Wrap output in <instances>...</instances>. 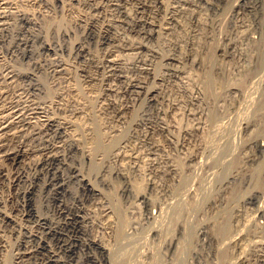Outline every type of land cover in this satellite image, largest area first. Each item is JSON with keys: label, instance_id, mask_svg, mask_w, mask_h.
Masks as SVG:
<instances>
[{"label": "rangeland", "instance_id": "374dc122", "mask_svg": "<svg viewBox=\"0 0 264 264\" xmlns=\"http://www.w3.org/2000/svg\"><path fill=\"white\" fill-rule=\"evenodd\" d=\"M183 1L190 5L179 9ZM123 2L132 18L139 17L135 1ZM246 2L238 9L237 0H163L161 7L156 0H143L144 15L161 27L153 39L138 30L140 25L131 29L129 22L114 23L108 37L104 25L124 16L107 0H11L7 10L0 7L9 24V36L0 46V75L8 68L28 74L16 84H0L9 93L1 104L8 106L17 94L24 105L43 103L52 116L69 124L65 131L53 128L36 136H29L28 128L26 137L18 140L35 151L13 165L2 161L7 176L32 173L34 162L44 159L42 148L51 146L67 156L66 176L78 170L91 183L85 188L79 179L67 176L65 190L56 199L52 190L43 188L33 202L53 220L72 217L74 229L67 233L80 243L76 255L63 253L68 264H97L96 259L99 264H236L238 257L244 260L241 264H261L255 245L264 239V0ZM19 31L31 40V56L10 49ZM43 43L53 50L43 49ZM235 43L242 50L234 53ZM138 44L144 49L131 50ZM109 53L123 62L126 79L107 66ZM137 53L164 78V102L158 106L170 130L164 134L143 120H158L155 106L143 94L135 100L134 93L125 92L129 79L142 76L136 67L143 60ZM23 87L30 93L21 92ZM114 101L130 102L123 118L109 105ZM199 121L201 126H195ZM125 140L130 142L124 157L113 159ZM152 153L166 161L158 179L149 169ZM120 168L128 173L133 192L117 175ZM49 175L44 173L40 183ZM151 177L159 181L161 191L152 193L150 203L136 199L134 194L151 195ZM10 179H0V204L17 222L8 226L0 218V264H42L41 254L28 260L17 256L24 248L20 239L34 228V220L20 219L22 184L13 186ZM240 233L244 241L233 246L229 237ZM94 237L106 252L90 245Z\"/></svg>", "mask_w": 264, "mask_h": 264}, {"label": "bare ground", "instance_id": "6f19581e", "mask_svg": "<svg viewBox=\"0 0 264 264\" xmlns=\"http://www.w3.org/2000/svg\"><path fill=\"white\" fill-rule=\"evenodd\" d=\"M109 5H111L112 7H116L117 9L120 10V12L122 13V15L124 16V18L122 17L121 20H115V21H110L108 20V23L104 25V32L107 33L106 35H108V33H112V27L113 24L115 23H124V22H129L131 23V29L132 26H139L141 27L140 29H138L136 27V29L140 30V32L145 36V37H158L160 35V30L161 27H159L157 25V23H154L152 20H149L150 17H146L144 15V13L147 14V12L145 11V5H143V0L140 2L139 0H132L135 1L137 4V9H138V14L139 17H131V13H129V11L127 9L122 8L121 6V2H129V0H107ZM247 0H237V4L235 5L236 8L240 9L239 6L243 3L245 4ZM11 2V0H10ZM9 0H0V7L4 8L7 10V8L9 7L10 4ZM123 2V4H124ZM127 2V3H128ZM157 4L159 7L163 6V0H156ZM208 2V1H207ZM247 3V2H246ZM17 4V3H16ZM12 5V3H11ZM180 8L179 9H184V6L187 5V7L190 5L189 2H185L183 1V3L179 4ZM197 5V4H196ZM104 7V6H103ZM103 7L101 10H103ZM147 7V5H146ZM244 7V6H243ZM115 8V9H116ZM106 9V8H105ZM187 9V8H186ZM244 9V8H243ZM245 10V9H244ZM3 11V10H2ZM4 12V11H3ZM149 12V11H148ZM6 13V11H5ZM3 14V13H2ZM7 14V13H6ZM150 14V13H149ZM148 14V15H149ZM9 16V15H8ZM145 18H142V17ZM152 16V15H151ZM5 15H1L0 14V46L6 42V35H7V24L5 23V19H4ZM124 19V20H123ZM8 20V19H7ZM199 21V20H198ZM89 23V22H88ZM90 26H94V21L91 22ZM20 32V31H19ZM24 32V31H23ZM23 32L18 33L13 41L11 42V48L13 51L17 50L19 52H21V54H25L31 56V54H33L34 51H32V46L30 44L31 40L27 37L28 34H24ZM103 32V31H102ZM101 32V33H102ZM26 33V32H25ZM103 34V33H102ZM13 35V34H12ZM9 36V35H7ZM103 36V35H102ZM118 36V35H117ZM105 37V36H104ZM109 37V35H108ZM242 37V36H241ZM31 38V37H30ZM99 38V37H98ZM112 38V36H111ZM109 38V39H111ZM108 39V38H106ZM149 39V38H148ZM99 40V39H98ZM106 41V40H105ZM52 43V42H51ZM43 49L47 50V51H52L53 47L51 44L48 43H43ZM233 44V43H232ZM84 45V44H83ZM134 46V45H133ZM131 48L132 49H144V46L141 44H138L136 46H134ZM241 44L237 45L235 43V45L232 47L231 50L235 52H238L240 50H242L241 48ZM79 47L82 50V46L81 44L79 45ZM85 47V46H84ZM129 48V47H128ZM129 48V49H130ZM147 48V47H146ZM1 50V49H0ZM44 50V51H45ZM127 50V49H126ZM136 50V51H137ZM247 50V49H246ZM3 51V50H2ZM46 51V52H47ZM108 51V50H107ZM135 51V50H134ZM148 55H153V51L146 49ZM152 51V52H151ZM55 52V51H54ZM141 53V51H140ZM146 53V54H147ZM137 53V57H138ZM141 55V54H140ZM147 56V55H146ZM106 60L105 62L107 63V66L110 68V70L117 75L118 78H125L126 79V68L124 69V65L123 62H121L120 59L115 58L114 56H112L111 53H109L106 56ZM142 62L141 64H139L137 62V64H139L136 68L137 70L140 71L139 74H142V76L140 77H133V79H129L125 88V92L128 93V95L130 96V94L132 95V93H134V95H136L135 100L139 99L141 97V95L143 94L146 97V101H148L149 103L153 104L155 106V109H157V121L155 123H152L151 121H146V119L148 120V118L143 119L145 120L144 123H146V125H149L150 128L153 129V131L156 130V132H160L161 134H164L168 131H170L168 128V124H166L162 118V114H165V111L161 110V107L159 106V104L163 101V89L161 87L162 82L164 80V78L162 76L159 75H155L153 73V69L151 67V64L149 62H147V58L143 59V53H142ZM140 57V58H141ZM1 58V57H0ZM138 57V59H140ZM175 59V58H174ZM177 59V58H176ZM172 60V59H171ZM105 63V64H106ZM62 67V66H61ZM129 70V69H128ZM2 72V71H1ZM4 74L0 75V84H6V85H12V83H14L15 80H17L19 77H24L27 76L26 74H21L18 71H15L14 69L8 68L6 69V73L3 72ZM128 76V75H127ZM26 78V77H25ZM31 79V78H30ZM152 81L153 85L149 86L148 85V81ZM20 81V80H19ZM16 84V81H15ZM5 85V86H6ZM3 86V87H5ZM112 86V85H111ZM2 86H0V99L2 97H8L7 95L8 90H6L5 88H3ZM7 88V87H6ZM29 88V87H28ZM10 89V88H9ZM22 91L21 92H26L30 93V91L28 92V89L24 87L21 88ZM108 91L113 92L115 91L114 88L109 87ZM163 91V92H162ZM12 93V92H11ZM10 93V94H11ZM15 93V92H14ZM33 94V93H31ZM13 95V94H12ZM11 95V97H12ZM133 95V96H134ZM10 97V96H9ZM10 97V98H11ZM21 96L16 94V100L15 101H11V99H9V104L8 106L4 107L3 105L5 104H1L0 101V179L2 180H6V179H10L7 175L9 173H7L6 171V167L2 164V161H8L11 162L12 165L19 163L20 160L26 155H30L32 153H34L35 149L30 146L25 144L22 141H19L18 138L19 137H26L24 136V132L28 129L31 128V131L29 133V136L34 135L36 136L39 133H44L48 130L51 129H55L56 132H62L63 130L65 131L69 124L68 122H61L59 120L56 119V117L52 116L48 110V106L43 105V103H38V102H31L29 104L24 105L22 103L23 100L20 99ZM165 98V97H164ZM6 99V98H5ZM193 101L197 100V97H193L190 98ZM124 100V99H123ZM191 100V101H192ZM191 102L192 105H198L196 102ZM198 101V100H197ZM27 101H24V103ZM45 103V102H44ZM48 104V103H47ZM162 104V103H161ZM180 104V103H179ZM42 105V106H41ZM109 105H113V109L114 112L116 114V116H118V118H123L125 112L129 111L131 109V105L130 102L128 101H123V102H118V101H114L111 102ZM51 107V105H50ZM108 107V106H107ZM196 107V106H195ZM186 111V110H185ZM156 112V111H155ZM144 115V114H143ZM142 115V116H143ZM189 115L191 116H195L196 117V113L195 112H190ZM146 116V115H145ZM143 118V117H142ZM142 120V121H143ZM196 122V121H195ZM141 123V122H140ZM194 123V122H193ZM142 126V124H141ZM195 126H201L200 121L197 122L195 124ZM144 127V126H143ZM146 127V126H145ZM53 129V130H54ZM140 129V128H139ZM52 131V130H51ZM51 133V132H50ZM36 134V135H35ZM16 141L18 142L15 146H11L10 142L12 141ZM21 140V139H20ZM23 140V139H22ZM15 141V142H16ZM126 140L122 143L121 146H119L117 148L116 151L113 152V159L115 158H123V153L125 150V146H126ZM130 142V141H129ZM127 142V143H129ZM63 143V142H62ZM46 144V143H45ZM37 145V144H36ZM42 145V144H41ZM128 145V144H127ZM156 147H158L155 144ZM59 147V146H57ZM157 150H159L160 147L156 148ZM204 148V147H203ZM53 147H46V148H42L43 155H44V159L43 160H37L36 162H34L33 166L30 167V169H32V173L28 172V171H23V172H18L16 173L15 176H13L12 179H10L9 183L13 186H17L20 183L22 184V187L19 191V206L21 207V211L19 214V217H21L20 219H26L27 217H31L34 220V228L32 227L31 230L28 229V233H25L24 235H22V239H20V241H23L24 243V248L23 251L20 250V253L17 255L19 257H23L22 259H25L27 257L30 256H37L39 257L37 254H41V259L44 263L42 264H68L66 259H64L63 253H68L66 254L67 256H71L76 255L74 254L76 251V248L78 246L79 240L76 237H73L71 233V231H73L72 229V225L74 223H70V219H72V217L70 218H66L65 220H53L50 215V217H48L47 215L41 214L39 207L37 208V205L34 204V201H37L36 198L37 196L40 194V192H42L43 188H48L50 190H52V192L49 193L54 196V199H56V194L58 195L61 191H64L66 185H67V176L64 174V166L66 165V157H64L63 155L59 154V152H54L53 151ZM56 149V147H55ZM127 150V149H126ZM155 152H158V151ZM153 151V152H154ZM195 153V152H194ZM138 155V154H137ZM153 157L149 158V162H150V167L149 168L151 170V172L155 173L156 178L158 176H161L162 173H164L165 169H166V161L162 160L161 157H159L158 155H156L155 153H152ZM138 157V156H137ZM133 158H136L133 157ZM264 159V156H263ZM263 159H261L258 163V167H260L261 165H263ZM136 160V159H135ZM145 160V159H144ZM192 160V159H191ZM190 160V161H191ZM134 161V160H133ZM195 161V160H194ZM136 163V162H135ZM182 163V162H181ZM192 163V162H191ZM263 163V164H262ZM165 164V165H164ZM179 164V162H178ZM194 164V163H193ZM191 164V166L193 165ZM131 165V164H130ZM178 166V165H177ZM200 166V165H199ZM206 166V165H205ZM40 167L39 170H37V168ZM193 167V166H192ZM176 168V167H175ZM27 169V168H25ZM43 169V170H42ZM29 170V169H28ZM173 172L179 174L176 170L178 169H172ZM15 171V170H14ZM10 172V171H9ZM149 172V171H148ZM150 172V175H151ZM44 173H48L51 174L50 178L48 179H44L41 183V177ZM173 173V174H174ZM216 173V172H215ZM74 175L71 176L69 175V179L72 177H75L77 179H79L78 181H80L83 185V187L85 188H89V186H91V183L89 181V179H87L83 173H81V171L76 170L74 173ZM140 174V173H139ZM143 174V173H142ZM146 174V173H145ZM11 175V173H10ZM117 175L125 178L127 180V185H126V189H131V185L129 180V175L128 173L125 171V169H118L117 171ZM147 175V174H146ZM176 175V174H175ZM154 176V175H153ZM45 178V177H44ZM156 178L151 177L150 179V190H151V195H146V194H134V197L138 200H142L144 202H149L151 201V196L152 193H154V195H157V193H159V191H161L160 189L162 188H158V184L157 181L156 182ZM158 179V178H157ZM71 180V179H70ZM125 180V181H126ZM229 180V179H228ZM1 184V183H0ZM9 184V185H10ZM70 183H68L69 185ZM130 185V186H129ZM160 185V184H159ZM137 186V185H136ZM130 187V188H129ZM162 187V186H161ZM10 188V186H9ZM84 188V189H85ZM94 188V186L92 185V189ZM68 189V188H66ZM46 190V189H44ZM132 191V189H131ZM48 192V191H47ZM133 192V191H132ZM62 193V192H61ZM98 193V192H97ZM166 193V192H165ZM45 194V193H44ZM161 194V193H160ZM159 194V195H160ZM43 195V194H42ZM41 195V196H42ZM48 195V193L46 194ZM49 196V195H48ZM40 197V196H38ZM44 197V195H43ZM61 197V196H60ZM46 198V197H45ZM39 199V198H37ZM48 199V197H47ZM258 199V198H257ZM41 200V199H40ZM49 201V200H48ZM50 201H51V197H50ZM57 201V200H55ZM40 202V201H39ZM42 202V200H41ZM61 202V201H60ZM5 203V202H4ZM36 203V202H35ZM51 203V202H50ZM150 203V202H149ZM49 204V203H48ZM56 204V203H55ZM58 204V203H57ZM62 204V203H61ZM42 205V204H41ZM60 205V204H59ZM134 205V204H133ZM18 206V208H19ZM52 206V204H51ZM50 206V207H51ZM58 206V205H57ZM49 207V206H48ZM49 207V209H51ZM60 207V206H59ZM5 208V207H4ZM4 208L2 207V205L0 204V218L8 223H15L17 222L14 218L13 213L12 215L10 213H8L7 211L4 210ZM39 209V210H38ZM18 211V210H17ZM39 211V212H38ZM61 211V210H59ZM66 211V210H65ZM107 211V210H106ZM113 211V210H112ZM11 212V211H10ZM64 212V211H63ZM70 212V211H69ZM108 212V211H107ZM17 213V212H16ZM50 213V212H49ZM109 213V212H108ZM54 214V212H53ZM52 214V215H53ZM66 214V213H65ZM69 214V213H68ZM66 214V216L68 215ZM58 215V214H57ZM56 215V216H57ZM61 215V214H60ZM63 215V214H62ZM105 215V214H104ZM107 215V214H106ZM54 216V215H53ZM18 217V215H17ZM55 217V216H54ZM68 217V216H67ZM59 218V217H58ZM62 219V218H60ZM30 219H28L29 221ZM32 220V221H33ZM181 220V219H180ZM20 221V220H19ZM26 221V220H24ZM72 221V220H71ZM74 221V220H73ZM20 223V222H19ZM19 223L17 226H19ZM32 224V223H31ZM72 224V225H70ZM109 227L110 223H106ZM6 225V223H5ZM15 225V224H14ZM22 225V224H21ZM226 224H224L225 226ZM9 226V224H8ZM13 226V225H11ZM25 226V225H24ZM74 226V225H73ZM76 226V224H75ZM104 226V225H103ZM15 228V226H13ZM12 227V228H13ZM23 227V226H22ZM29 227V226H28ZM27 227V228H28ZM70 228V230H68V228ZM17 228V227H16ZM26 228V227H25ZM30 228V227H29ZM19 229V228H18ZM23 230V229H22ZM25 231V230H24ZM68 231V233H67ZM23 232V231H22ZM73 233V232H72ZM23 234V233H22ZM255 234V233H254ZM76 235V234H75ZM241 235V236H240ZM240 235L238 236H231L229 237V242L233 245V246H237V245H241L239 244L242 238V234L240 233ZM256 235V234H255ZM254 235V236H255ZM78 236V235H76ZM257 237V236H256ZM80 238V237H79ZM246 238V237H245ZM81 239V238H80ZM82 240V239H81ZM242 240L244 241V239L242 238ZM257 240V239H255ZM264 239H262L261 241L256 242L255 246H259L257 249L258 255L261 257V264H264ZM21 243V242H20ZM83 243V242H82ZM90 245H93L96 249H98L101 252H106V248L104 246V244L100 241H98L95 237L90 240ZM87 244V243H86ZM82 246V244H80ZM79 245V246H80ZM89 245V244H88ZM89 245V246H90ZM3 246V245H2ZM237 246V247H239ZM80 250V249H79ZM79 254V253H78ZM91 255V254H89ZM88 256V255H87ZM95 256V255H94ZM25 257V258H24ZM31 257V259H32ZM35 257V259L37 258ZM20 258V259H21ZM67 258V257H66ZM80 258V257H79ZM78 258V259H79ZM21 259V260H22ZM30 259V258H29ZM40 259V258H39ZM70 259V258H69ZM20 260V261H21ZM71 260V259H70ZM77 260V258H76ZM109 260H111V258H109ZM32 261V260H31ZM39 261V260H38ZM72 261V260H71ZM79 261V260H78ZM244 261V260H243ZM242 261V257L236 261V264H241L244 263ZM29 262V261H28ZM27 262V263H28ZM37 262V261H36ZM41 262V261H40ZM77 262V261H76ZM97 264H99V261L96 259L95 261ZM248 262V261H247ZM31 263V262H30ZM39 263V262H38ZM71 263V262H69ZM235 264V261L233 262ZM23 264V261H22ZM36 264V263H35ZM80 264V263H79ZM102 264V263H101ZM232 264V263H231ZM246 264V263H245Z\"/></svg>", "mask_w": 264, "mask_h": 264}]
</instances>
